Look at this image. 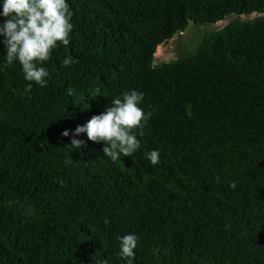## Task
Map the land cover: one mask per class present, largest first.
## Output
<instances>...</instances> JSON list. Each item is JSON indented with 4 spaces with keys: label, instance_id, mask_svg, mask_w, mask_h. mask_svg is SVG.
Instances as JSON below:
<instances>
[{
    "label": "trees",
    "instance_id": "1",
    "mask_svg": "<svg viewBox=\"0 0 264 264\" xmlns=\"http://www.w3.org/2000/svg\"><path fill=\"white\" fill-rule=\"evenodd\" d=\"M68 3L70 44L46 62L47 86L18 63L0 67V264H124L117 237L128 233L134 264H264V0ZM232 14L155 62L191 22ZM132 89L151 113L132 156L113 162L85 134L80 150L68 146Z\"/></svg>",
    "mask_w": 264,
    "mask_h": 264
},
{
    "label": "clouds",
    "instance_id": "2",
    "mask_svg": "<svg viewBox=\"0 0 264 264\" xmlns=\"http://www.w3.org/2000/svg\"><path fill=\"white\" fill-rule=\"evenodd\" d=\"M73 15L68 0H0V18H3L0 22V43L4 45L0 67L11 68L18 63L25 81L40 87L47 86L50 72L45 64L53 50L70 44ZM71 63L69 58H65L62 66ZM68 92L71 94V89ZM143 99L144 93L135 89L114 96L102 112L91 116L72 131L68 146L80 150L85 141L77 137L85 134L89 141L103 142V155L113 162L121 156H132L140 147L134 129L143 135L142 130L151 115L139 106ZM61 135L68 137L70 131L64 130ZM147 160L153 167L159 164V150H150ZM236 184L232 181L229 187L235 189ZM117 240V256L124 264H134L137 236L128 233L118 236Z\"/></svg>",
    "mask_w": 264,
    "mask_h": 264
},
{
    "label": "rangeland",
    "instance_id": "3",
    "mask_svg": "<svg viewBox=\"0 0 264 264\" xmlns=\"http://www.w3.org/2000/svg\"><path fill=\"white\" fill-rule=\"evenodd\" d=\"M236 16L238 15L232 14L215 23L196 24L191 22L184 31L178 32L169 41L158 45L155 52V62L177 59L185 52L195 49L205 34L221 29ZM253 16H255L254 13L252 15H240L241 18Z\"/></svg>",
    "mask_w": 264,
    "mask_h": 264
}]
</instances>
